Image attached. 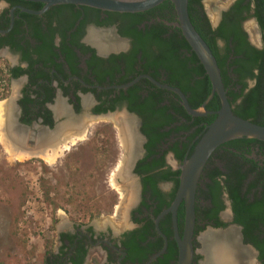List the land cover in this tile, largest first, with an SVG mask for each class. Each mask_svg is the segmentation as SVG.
<instances>
[{"label":"trees","instance_id":"obj_1","mask_svg":"<svg viewBox=\"0 0 264 264\" xmlns=\"http://www.w3.org/2000/svg\"><path fill=\"white\" fill-rule=\"evenodd\" d=\"M7 1L23 5L32 10L43 8L41 3L20 0ZM75 8L76 6L72 5L50 8L45 14L47 20L43 21L44 25L48 27L46 31L40 28L41 21H39L38 16L19 14L22 19L27 20L30 27V36L33 37L37 44L20 45V39L17 36L7 41L12 45L14 44L15 47H13L16 51L23 53L24 59L29 61L30 66L25 71L19 69L11 70L6 64L0 67V100L6 99L9 94L8 75L19 77L27 73L30 78L37 81L38 77H45L49 73H46L43 68L34 69L36 64H41L44 67L60 68L56 64L57 58L54 53L55 47L53 46L54 36L59 34L62 41L65 42L67 30L73 27L78 17V15L74 16L73 14ZM84 9L86 12H98L91 8L84 7ZM188 13L193 27L206 42L216 59L226 90V96L232 107V113L241 119L264 127V0H235L233 5L223 13L222 20L216 28H212L202 0H189ZM110 16L111 20L121 21L119 33L123 37L129 38L132 42V49L128 54H122L110 60L112 68H116V62H122L127 71L125 78L127 79L129 76L134 78L136 76L134 66L139 61L142 64V71H138L137 75L149 73L154 78L159 79L163 74L166 84L178 88L185 95L193 109L201 107L211 92V84L203 67L183 38L180 29L164 24V21L173 23L177 20L173 4L170 1H165L161 5L143 13H110ZM250 19L255 20L259 30V48L251 45L248 40V34L242 27L243 23ZM54 21L58 26L51 28V24ZM19 26H21V22H16V31H19ZM75 40L76 38L73 37L72 41L76 42ZM219 41L224 44L222 48L218 46ZM60 45L61 51L66 55L65 60L68 64L73 63L74 56L71 49L82 48V46L79 44ZM69 45H71V49ZM31 49L33 55L37 58L35 62L32 61L33 55L28 54ZM88 51L93 53L89 49L84 50V53ZM101 63L102 60L94 56L87 62L88 69L96 76L99 82L107 75L102 69ZM153 90V92L149 93V96L142 99L139 90L133 88L129 91V95L126 98H119L108 105L105 104V101H102L101 105L94 110L97 114L112 111L117 104L125 101L129 112L138 114L143 119V132L148 138L145 148L148 152V157L152 158V163L140 167L146 164V160L140 162L138 169L142 172L162 165V161L157 162L156 160L160 154L156 150L159 148V143L170 134H174L178 138L185 137L188 134L185 142L182 139H178L174 147L176 158L182 161L186 155L187 146L193 139L199 137L197 139L199 140L205 131V124H211L216 118L214 115L193 118L187 115L176 94L158 88ZM38 96H44L41 103H50L53 99L51 89L47 88L44 89L43 93H39ZM32 102L34 103V100L29 99L28 96L20 101V105L23 108L22 122L25 124L30 123V120L25 117L26 114L31 112L29 104ZM72 103L75 111L79 112V100L75 99ZM219 109L220 102L218 97L215 96L206 106V110L212 112ZM34 117H41L43 123L49 127L53 125L52 116L48 110L42 112L39 110ZM165 127H172V129L163 133L162 130ZM103 128L102 133L106 135L104 136L105 139L107 136H113L110 126ZM194 128L196 129L193 130ZM191 130H193L192 133H190ZM98 135L101 136L102 134L99 133ZM240 142L264 146V142L253 139L234 140L226 143V145L237 146ZM101 143H104V141ZM179 144H183V150L178 149ZM194 147L195 145L189 155L192 154ZM233 161L235 164L237 163V159ZM179 175V171L174 174L167 173L162 175V179L168 180L175 177L177 189L178 181L176 177ZM219 175L220 173L217 169H211L209 165L204 168L201 175L200 183L203 181L202 184L206 185V190L200 187L197 192H200V196L204 200L210 201L211 206H195L197 218L195 236L204 230V226L197 225L198 219L213 224L215 228L224 227V224L218 219V214L225 209V206L220 201V196L227 193L232 205L234 223L242 227L244 243L252 245L259 252V261L264 264V181L257 178L246 184L247 175L237 173V168H229V171L224 175L226 178L223 180L219 178ZM205 180L209 184H205ZM143 184L145 187L149 184L153 187L151 177H145ZM244 186H247L246 191H243ZM253 191L255 192L253 193ZM175 192L176 190L171 194L170 199H173ZM151 195L152 201L158 202L157 209L154 212V216H157L168 207L170 201H162L161 195L155 190L152 191ZM97 208L88 207L85 210L86 218L93 219L97 217L99 215V209ZM177 218L179 232L182 235L184 224L183 206H180ZM150 229L151 227L147 226L140 231L137 230L131 233L130 236L133 238L130 241L133 243L134 250L139 248L142 252H148L149 254L161 250L163 247L162 239H159L155 245H148V247L143 245ZM160 230L168 239V247L164 255L158 258L154 264H173L177 260V247L175 241L171 240L173 233L169 216L160 222ZM136 250L135 253L137 252ZM146 253L143 256L148 254Z\"/></svg>","mask_w":264,"mask_h":264},{"label":"flooded vegetation","instance_id":"obj_2","mask_svg":"<svg viewBox=\"0 0 264 264\" xmlns=\"http://www.w3.org/2000/svg\"><path fill=\"white\" fill-rule=\"evenodd\" d=\"M234 2L231 3L229 8ZM23 9L30 11L41 10H32L20 4H13L7 0H0V31H5L10 28L11 17L13 16L12 28L9 29L7 33H0V67L5 66L6 64L11 70L19 69L21 71H25L30 66L29 61L24 59L23 53L21 51H16L14 49V44L12 45L7 42L10 38H15L17 36V38L20 39V45L37 44L33 37L30 36V27L28 26L27 20L22 19L19 15H30L23 12ZM227 10L221 12L220 22L222 20L223 13ZM97 11L98 12L96 13H92L90 11L86 12L84 7H76L73 10V14L74 16L78 15V17L75 20L73 27L67 30L65 42L62 41L59 34L54 36L53 46L55 47L54 53L57 58L56 64L60 68H52L49 66L44 67L41 64H36L34 69L43 68L46 73H49L47 75L45 74V77H38L37 81L36 79L30 78L27 73H24L19 77L8 75V89L10 90L12 83L20 84V88L16 90L13 98H10L8 94L6 99L0 100V102H11V110L13 114L12 120L15 128L19 130V133H22L20 137L22 136L21 138L24 141L21 148L25 151H35L34 154H44L48 150L50 151L51 149L62 147V145L66 143V140H69L74 136H79V139L82 138V140H84L87 128H90L95 123H99L103 120L102 124L108 123L103 127L110 126L117 133L114 134V136L117 135V138L115 137V139L118 140L121 155L118 161L120 165L118 166L117 163L115 173L116 184L119 186L126 206L124 219L125 227L117 228L116 225L114 226V224H111L110 221L105 222L102 225H95L92 224L94 218L78 221L67 220L68 222L64 224L63 227L54 231V235L51 238L45 239L40 264H147L149 260L159 251L152 254L147 252V254L138 248L137 250L135 249L137 251L135 253L132 246L133 243L130 241L133 237L130 235L134 231H140L143 228L150 226L151 229L148 231L146 235L147 239L143 242V245L147 247L148 245H155L159 239H162L155 230L154 221L158 215L167 209L173 202L176 192L173 199H170V197L175 190L177 191L180 181L179 175L176 177L178 181L176 189L175 177L163 180L162 175L167 173L174 174L178 171L180 172L181 164L185 158L190 156L189 153L192 147L197 144L196 140L199 138L197 137L191 141L185 150L186 155L184 159L179 161L176 158L174 147L178 139H182V141L185 142L188 134L185 137L180 138L176 137L174 134H170L159 143V148L156 150L160 153L156 160L157 162L162 161V165L153 167L151 170L146 172H142L138 169L139 163L143 160H146V164L141 165L140 167L147 166L152 163V158L148 157V152L145 148L148 143V138L143 132V119L138 114L129 112L125 101L117 104L112 111L97 114L94 110L96 107L101 105L102 101H105V104L108 105L111 104L112 101L119 98H126L129 95V91L133 88H137L139 90V94L142 99L149 96V93L153 92L154 88L170 92L157 87L148 78H146V76L151 77L159 84L169 85L166 84L163 74L159 77V79L154 78L149 73H141L137 75L138 71H142V64L139 63V61L134 66V73L136 75L134 78H132V76H129L127 79L125 78L127 71L122 62H116V68H112L110 60L122 54H128L132 49V42L129 38H125L119 33V28L122 24L121 21L114 19L111 20L109 12ZM46 13L38 16L39 21H41L40 28L44 29V31L48 29L43 22L47 20V16L45 15ZM16 22H21V26H19L18 29L19 31H16ZM243 25L242 27L244 30ZM57 26L58 25L55 21L51 24V28H55ZM212 28H214L213 25ZM73 37L76 38V42L72 41ZM219 42L218 46L222 48L224 44H219ZM60 44H79L82 46V48L76 47L71 49V45H69L74 56L73 63L68 64L65 60L66 55L61 51ZM82 49L92 50L93 53L90 51L84 53V50ZM28 54L33 55L32 49L28 51ZM93 56L102 60V69L107 73L101 82H99L96 76L88 69L87 62L92 59ZM36 59V56L33 55L32 61L35 62ZM135 80L137 81L132 86L123 88ZM45 88L51 89V93L53 94V99L50 103H41L44 96H38L39 93H43ZM27 96L29 99L34 100V103L32 102L29 104L31 110L30 114H26L25 117L27 120H30L29 124L22 122L23 108L20 105V101ZM37 97L39 98L37 99ZM75 99L79 100V112L75 111L72 103ZM59 103L62 105L63 113H58L57 111ZM85 108H87V111H85ZM39 110H41V112L48 110L51 113L53 122L52 127L44 124L41 117H34L35 113L37 114ZM85 112H87V114L81 116V113ZM129 115H132L133 117H130ZM60 121H63V123H59ZM118 126L123 128L122 131H120L121 129L119 130ZM204 127L206 129L207 124H205ZM171 129L172 127H165L162 132H169ZM195 129L196 128L193 130ZM193 130H191L190 133H192ZM118 132L121 135L118 134ZM119 136H122L120 137L121 139H119ZM80 141H77V143ZM182 145L183 144L178 145L179 150H183ZM124 150L125 152L127 150L128 154L132 157L131 162H129L130 159L128 160L127 158L125 161L124 157H127V155L124 154ZM35 157L38 158L35 155L30 159L34 161ZM123 159L125 163L123 162L121 164ZM235 159H237L236 164L233 161ZM208 165L211 169H217L220 173L219 178L221 180L226 178L224 175H226L229 171V168H237V173L247 175L245 181L246 184H249L257 178L264 181V146L244 144L243 142H240L237 146L226 144L222 145L212 154L205 167ZM145 177H151L153 187L151 184L147 187L144 186L143 179ZM202 183L203 181L200 183L199 180L197 190L200 187L203 190H206V185ZM204 183L209 184L207 180H205ZM130 190L132 197L128 201L127 193ZM153 190L161 195L162 201H170L168 207L162 210L157 216H154V212L157 209L158 202L152 201L151 193ZM197 190L195 195V206H211L210 201L204 200V198L200 196V192H197ZM246 190L247 186H244L243 191ZM254 192L255 191H253V193ZM117 194L119 195L118 192ZM220 201L225 206V209L218 214V219L224 224V227L215 228L213 224L198 219L197 225L204 226V230L197 233L196 236L194 233L193 246L195 255L193 264H206L203 249L204 245L202 243V237L206 232L210 230H225L229 225H237L234 223L232 205L227 193L220 196ZM180 206L184 207L183 204ZM226 209H229L228 214H226ZM167 216H169L172 230L170 215L164 216L160 222ZM172 239L174 240L173 234L171 240ZM242 240L243 245L251 246L254 253L257 254L256 260L252 258L251 261H254L255 264H261L259 261V252L252 245L245 244L244 238ZM144 253L147 255L143 256ZM155 262L156 260L150 264H154ZM252 263L253 262H251V264ZM173 264H177V260Z\"/></svg>","mask_w":264,"mask_h":264},{"label":"rangeland","instance_id":"obj_3","mask_svg":"<svg viewBox=\"0 0 264 264\" xmlns=\"http://www.w3.org/2000/svg\"><path fill=\"white\" fill-rule=\"evenodd\" d=\"M234 1L202 0L210 23L214 25L219 13ZM243 26L251 42L260 47L256 22L250 19ZM19 86L11 84L10 98ZM102 123L87 128L84 140L51 165L38 158L10 161L0 143V264H40L45 239L67 220H87L88 207L99 209L92 224L110 221L117 228L125 227L126 206L115 184L121 155L117 133L111 128L113 136L109 131L105 139L102 129L108 123Z\"/></svg>","mask_w":264,"mask_h":264},{"label":"water","instance_id":"obj_4","mask_svg":"<svg viewBox=\"0 0 264 264\" xmlns=\"http://www.w3.org/2000/svg\"><path fill=\"white\" fill-rule=\"evenodd\" d=\"M20 1L43 4V8L40 11H30L27 9H23V12L36 16L46 13L50 8L56 6L72 5L76 7L91 8L103 12L119 13V14H135V13H143L149 11L161 5L165 1H170L173 4L176 12L177 20L176 22L173 23H168L164 21V24L168 26H174L180 29L183 38L191 48L192 52L195 54L196 58L203 67L210 81L211 92L200 108L193 109L189 105V102L185 97V95L178 88L159 84L148 76H146V78H148L157 87L176 94L179 97L181 105L185 110V112L187 113V115L193 118L204 117L206 115H214L216 118L211 124L207 125L204 133L202 134L197 144L195 145L193 153L189 157L185 158V160L181 164L179 186L176 191L173 202L167 209L162 211L154 221L155 230L163 240V247L157 254H155L149 260L147 264H150L155 260H157L158 258H160L165 253L168 247L167 237L159 229L160 220L166 215L171 216L173 238L177 245V254H178L177 264H193V259L195 255L193 240H194V229L196 223L195 195L205 165L207 164L212 154L216 151V149L228 142L234 140H241V139H253L264 142V127L256 125L250 121L241 119L232 113V107L227 99L226 90L222 82L221 72L217 65L216 59L211 53L206 42L201 38V36L198 34V32L195 30V28L191 23L188 13L189 0H20ZM227 9H229V7ZM220 18H221V13H219L218 20L213 25L214 28H216L219 25ZM12 26H13V16L11 17V24L9 29H11ZM9 29L5 31H0V33H7ZM245 32L247 33L246 30ZM248 40L253 46H255L251 42L249 35H248ZM219 44H223V43L219 42ZM255 47L259 48L257 46ZM136 81L137 80L124 86L123 88L132 86ZM215 96H217L219 99L220 109L215 112H208L206 110V106L209 104L210 101L213 100ZM85 111H87V108H85ZM129 116L133 117L132 115ZM120 129L121 128L119 127V130ZM120 137L121 136H119V139ZM124 154L127 155V157H124L125 161L127 159L128 160L130 159L129 162H131L132 157L128 154L127 150L126 152L124 150ZM123 162L124 159L121 162V164ZM181 204L184 205V226H183L182 235L179 234L178 220H177V212ZM228 228H234L236 230L239 237V245L243 248L248 249L252 253L253 258L256 260L257 254L254 253L252 247L245 246L242 243L243 242L242 240L243 237L241 232L242 228L237 225H229L227 229ZM225 230H216V231L221 232ZM206 257L207 255H205V262H206Z\"/></svg>","mask_w":264,"mask_h":264},{"label":"bare ground","instance_id":"obj_5","mask_svg":"<svg viewBox=\"0 0 264 264\" xmlns=\"http://www.w3.org/2000/svg\"><path fill=\"white\" fill-rule=\"evenodd\" d=\"M103 38H104V36H103ZM113 40H114V38H113ZM10 103L8 101L0 102V143L3 146L5 152L8 156V159L10 161H13V162L14 161H25L27 159H30L32 156L36 155L39 159L43 160L46 164L51 165V164L55 163L58 159H60L61 155L65 152H67L71 146H73L74 144L77 143V141L82 140V138L79 139V136L78 137H75V136L71 137L69 140H66V143H64L62 145V147L51 149L50 151L48 150L44 154H41V153L34 154L35 151L31 152V151L22 150L21 147H22L23 142H24L21 138L22 136L20 137V135H22V133H19V130L16 129L14 126V122L12 120L13 114H12V110H11L12 106ZM57 107H58V110H57L58 113L59 112L63 113L62 105L60 103ZM99 120H101V119H99ZM107 121H108V118H107ZM111 122H112V120H111ZM119 122H121V121H119ZM121 129H123V128H121ZM82 132H84V131H82ZM118 134H120V133L118 132ZM23 137H25V136H23ZM37 142H38V140H37ZM41 142H42V140H41ZM126 146H128V145H126ZM127 149H129V148H127ZM127 194H128L127 200L129 201L132 197L131 190L128 191ZM202 243L204 245V248H203L204 253H205V255H207V257H206V263L207 264H251V260H252L253 256L248 249L243 248L239 245V237H238V234L234 228H228L227 230L221 231V232L210 230V231L206 232L204 234V236L202 237Z\"/></svg>","mask_w":264,"mask_h":264}]
</instances>
